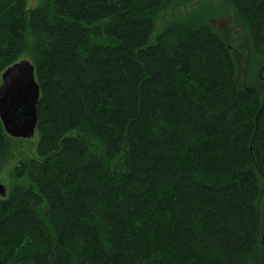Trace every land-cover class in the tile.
Segmentation results:
<instances>
[{"label": "trees", "instance_id": "16d2710c", "mask_svg": "<svg viewBox=\"0 0 264 264\" xmlns=\"http://www.w3.org/2000/svg\"><path fill=\"white\" fill-rule=\"evenodd\" d=\"M25 59L0 264H264V0H0V77Z\"/></svg>", "mask_w": 264, "mask_h": 264}, {"label": "water", "instance_id": "95a60500", "mask_svg": "<svg viewBox=\"0 0 264 264\" xmlns=\"http://www.w3.org/2000/svg\"><path fill=\"white\" fill-rule=\"evenodd\" d=\"M264 68L259 71L261 77ZM264 82V78H261ZM39 86L34 67L29 60H21L8 67L0 77V123L5 134L12 139H30L37 126L36 105ZM264 104L261 108H263ZM0 182V198L6 197Z\"/></svg>", "mask_w": 264, "mask_h": 264}, {"label": "rangeland", "instance_id": "374dc122", "mask_svg": "<svg viewBox=\"0 0 264 264\" xmlns=\"http://www.w3.org/2000/svg\"><path fill=\"white\" fill-rule=\"evenodd\" d=\"M39 1L40 0H27V9H32L35 8L39 5ZM221 4V3H220ZM190 3H188V5H186L184 8H179L176 9L171 18H165L164 20L160 21L159 23H156V26L159 31L162 30L164 28V26H166V24L169 22V20L171 19H179L181 17L186 18V15H183V10H188ZM220 5L219 3L215 2V1H211V2H207V3H201L199 6H197L196 8H194V10H192L194 13H197L198 11H200L201 9H206V10H210L211 12H216L220 10ZM223 11H225L224 9L221 10V12L219 11L216 15V21H214L213 25L217 26L222 24H226L225 21V16L226 13H223ZM192 14V13H191ZM238 37L241 36L242 32H237ZM259 68V64L258 62H252V66L249 67V71L250 72H254V69H258ZM259 70V69H258ZM257 71V75H258ZM256 75V77H257ZM251 80L253 82L255 81V75L251 76ZM37 135L34 134V136L30 139H15V142H13L12 146H13V151H17L19 153V159H27L33 152L34 147H36V143H37ZM101 147V145H100ZM16 163V162H15ZM13 163L12 161L10 162V167H7L5 169L4 172H2V174L0 175V182L5 186L6 188V192L8 193L10 188L12 187L13 184H15L14 178H13V171H12V167H13Z\"/></svg>", "mask_w": 264, "mask_h": 264}]
</instances>
